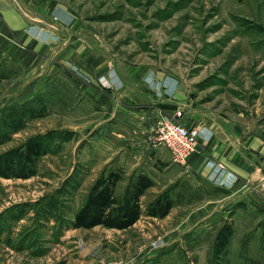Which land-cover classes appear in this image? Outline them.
Wrapping results in <instances>:
<instances>
[{
  "label": "rangeland",
  "instance_id": "1",
  "mask_svg": "<svg viewBox=\"0 0 264 264\" xmlns=\"http://www.w3.org/2000/svg\"><path fill=\"white\" fill-rule=\"evenodd\" d=\"M57 1L79 24L83 42L115 69L116 80L103 87L114 89L117 104L142 91L161 107L181 108L193 125L264 140V0ZM57 67L36 93L27 70L0 59V264H264V209L206 202L225 192L192 179L161 145H154L161 159L150 157L163 169L153 172L134 225L72 227L112 155L105 130L114 118L98 106L104 124L94 131L99 103L71 68ZM44 134L48 152L27 164L24 143ZM133 164L127 174L116 168V195L141 174ZM163 193L173 201L168 214L147 215ZM223 225L232 235L216 252Z\"/></svg>",
  "mask_w": 264,
  "mask_h": 264
},
{
  "label": "crops",
  "instance_id": "2",
  "mask_svg": "<svg viewBox=\"0 0 264 264\" xmlns=\"http://www.w3.org/2000/svg\"><path fill=\"white\" fill-rule=\"evenodd\" d=\"M78 29L80 26L73 21L72 14L57 0H0V59L27 70L34 78L29 91L36 93L46 90L55 76L51 71L56 66L57 69L71 68L77 83L100 104L94 111V131L104 124L98 116L100 109L102 114L114 118L111 128H102L110 140L107 148L112 151L105 170L119 168L127 174V165L134 163L135 174H147L155 181L153 172L163 167L156 165L154 168L150 155L161 159L152 142V134L162 107L155 103L153 94L142 91L129 94L133 99L127 101L130 104H117L114 89L103 87L104 83H114L115 69L107 59L94 54V47L83 42ZM46 68H49L47 74ZM180 121L186 126L193 125L192 119L186 116ZM201 129L203 137L197 148L184 165H176L199 184L225 192L206 202H244L264 209L263 138L259 135L242 138L233 130L226 127H218V130L211 124H201Z\"/></svg>",
  "mask_w": 264,
  "mask_h": 264
},
{
  "label": "trees",
  "instance_id": "3",
  "mask_svg": "<svg viewBox=\"0 0 264 264\" xmlns=\"http://www.w3.org/2000/svg\"><path fill=\"white\" fill-rule=\"evenodd\" d=\"M173 104H162V110L174 109ZM46 135L28 139L21 150L27 164L34 165L36 159L48 152ZM3 170L0 168V174ZM122 178L121 171L105 170L93 183L84 203L76 210L71 220L74 228H92L101 225L106 228L126 229L140 217V199L154 184L146 174L136 175L125 193L116 195V186ZM218 189L219 188H215ZM173 206L169 193L158 195L146 207V214L163 218ZM232 227L223 225L216 234L215 251L221 252L229 243Z\"/></svg>",
  "mask_w": 264,
  "mask_h": 264
},
{
  "label": "built area",
  "instance_id": "4",
  "mask_svg": "<svg viewBox=\"0 0 264 264\" xmlns=\"http://www.w3.org/2000/svg\"><path fill=\"white\" fill-rule=\"evenodd\" d=\"M182 109L161 110L154 122V145L166 147L171 160L180 165L186 163L187 157L197 148L202 139L201 125L186 126L180 119Z\"/></svg>",
  "mask_w": 264,
  "mask_h": 264
}]
</instances>
